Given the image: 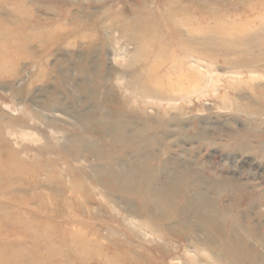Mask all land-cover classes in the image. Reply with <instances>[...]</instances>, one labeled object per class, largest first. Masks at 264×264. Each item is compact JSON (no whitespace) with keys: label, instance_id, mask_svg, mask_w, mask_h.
Returning <instances> with one entry per match:
<instances>
[{"label":"rangeland","instance_id":"obj_1","mask_svg":"<svg viewBox=\"0 0 264 264\" xmlns=\"http://www.w3.org/2000/svg\"><path fill=\"white\" fill-rule=\"evenodd\" d=\"M0 135V264H264V0H0Z\"/></svg>","mask_w":264,"mask_h":264},{"label":"bare ground","instance_id":"obj_2","mask_svg":"<svg viewBox=\"0 0 264 264\" xmlns=\"http://www.w3.org/2000/svg\"><path fill=\"white\" fill-rule=\"evenodd\" d=\"M17 155L8 147L7 141L0 135V172H3L5 178L9 181L10 169L17 163ZM12 170V169H11ZM8 182L0 187V191L4 192L10 187ZM3 187V189H2Z\"/></svg>","mask_w":264,"mask_h":264}]
</instances>
